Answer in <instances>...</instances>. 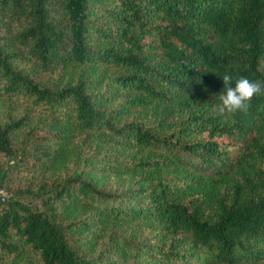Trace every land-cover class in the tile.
<instances>
[{"label":"trees","instance_id":"1","mask_svg":"<svg viewBox=\"0 0 264 264\" xmlns=\"http://www.w3.org/2000/svg\"><path fill=\"white\" fill-rule=\"evenodd\" d=\"M0 190V264H264V0H0Z\"/></svg>","mask_w":264,"mask_h":264},{"label":"clouds","instance_id":"2","mask_svg":"<svg viewBox=\"0 0 264 264\" xmlns=\"http://www.w3.org/2000/svg\"><path fill=\"white\" fill-rule=\"evenodd\" d=\"M223 91L219 95L221 102V112L229 114H246L248 112L251 99L261 93V85L245 76L234 77L230 73L222 76Z\"/></svg>","mask_w":264,"mask_h":264},{"label":"rangeland","instance_id":"3","mask_svg":"<svg viewBox=\"0 0 264 264\" xmlns=\"http://www.w3.org/2000/svg\"><path fill=\"white\" fill-rule=\"evenodd\" d=\"M0 194H1V195H4V192H3L2 190H0Z\"/></svg>","mask_w":264,"mask_h":264},{"label":"water","instance_id":"4","mask_svg":"<svg viewBox=\"0 0 264 264\" xmlns=\"http://www.w3.org/2000/svg\"><path fill=\"white\" fill-rule=\"evenodd\" d=\"M1 200H3V197H2V196H0V201H1Z\"/></svg>","mask_w":264,"mask_h":264}]
</instances>
